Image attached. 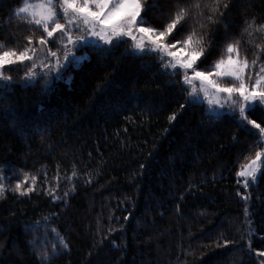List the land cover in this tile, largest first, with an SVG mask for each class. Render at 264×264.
Wrapping results in <instances>:
<instances>
[{
  "label": "trees",
  "instance_id": "1",
  "mask_svg": "<svg viewBox=\"0 0 264 264\" xmlns=\"http://www.w3.org/2000/svg\"><path fill=\"white\" fill-rule=\"evenodd\" d=\"M22 3L0 0L6 47L22 49L27 36L42 34L14 15ZM143 3L145 26L163 29L191 0ZM253 17L264 23V0H228L227 8L222 0L219 12L205 8L203 16L190 9L167 42L195 30L204 40L197 63L211 71L237 39L241 55L253 58L256 49L242 34ZM255 35L261 43L262 34ZM83 50L85 60L48 83L38 75L24 84L27 60L5 66L12 86L0 89V173L14 185L15 172H29L37 186L23 196L9 187L0 198V264H47L37 253L53 244L51 264H259L264 166L247 189L239 183L241 164L258 147V137L238 123L239 113H215L186 99L182 77L130 42ZM248 116L264 125V106Z\"/></svg>",
  "mask_w": 264,
  "mask_h": 264
},
{
  "label": "snow or ice",
  "instance_id": "2",
  "mask_svg": "<svg viewBox=\"0 0 264 264\" xmlns=\"http://www.w3.org/2000/svg\"><path fill=\"white\" fill-rule=\"evenodd\" d=\"M221 4L222 0H211V3L203 5L200 0H191V3L185 6H179L165 27L158 29L145 26L146 21L141 16V10L145 7L143 0H34V2L23 0L22 6L15 10L14 15L21 16L42 34L35 38L33 35L27 36V46L22 49L6 47L4 42L0 41V89L7 91L12 86V76L7 74L6 65L23 63L27 60L31 66L25 65L27 71L24 72L26 78L24 84L31 83L32 79L38 75H43L45 82L48 83L47 78L53 68L62 70V60L68 62L63 65V68L79 63L83 56H77L74 49L89 46L91 40L97 41L92 46L99 50H107L114 42H130L134 51L142 55H157L164 71L170 75L182 77L184 84L191 89L186 99L195 102L193 96L198 94L196 85L199 82V90L209 105L223 107L227 104L228 111L233 115L236 112L239 113L238 123L258 137L255 142L258 146L257 150L253 155L245 158V162L241 164L237 172L239 183L247 189L250 183H255L258 172L264 166V147L259 146L264 144V125L248 116V112L257 104L264 106V59H262L264 57V23H257L256 18L253 17L242 30V34H248L249 43L256 49L252 59H249L247 54L241 55L240 41L237 39L225 45L226 55H222L211 65V71L201 70L197 63V58L204 52V40L195 30L189 32L182 41L167 42L168 34L188 17L190 9H195L198 15L203 16L205 8L215 14L219 12ZM223 7H228V0H223ZM214 19V15L207 16L210 22H214ZM77 32L80 34L75 35L74 33ZM256 33L262 34L261 43H256ZM125 37L130 40L125 41ZM34 39L38 40V44L34 43ZM99 41H103L104 44L100 45ZM50 44L56 45V50L49 47ZM177 45L181 47L177 48ZM183 51H187L188 54L177 55V52ZM38 52L45 55L40 57ZM55 75L59 78V73ZM174 116L175 113L172 114V118ZM247 124L252 125L253 129H247ZM14 175L16 176L15 184L11 185V177L6 172L0 173V198L5 196L6 189L9 187L11 191L21 196L35 191L37 186L35 175L23 170L15 172ZM49 191L55 193L56 188L50 187ZM67 194L65 192L64 195L67 196ZM241 195L247 202L248 195L243 193ZM52 199L58 198L52 195ZM245 215H248L247 207ZM59 240L61 245L67 246L63 237ZM224 243L227 244L228 241L225 240ZM42 247L43 251L37 254L42 261L51 264L57 245L53 244L51 251L45 245ZM256 251L258 257H264V252L260 249ZM259 264H264V258L260 259Z\"/></svg>",
  "mask_w": 264,
  "mask_h": 264
},
{
  "label": "rangeland",
  "instance_id": "3",
  "mask_svg": "<svg viewBox=\"0 0 264 264\" xmlns=\"http://www.w3.org/2000/svg\"><path fill=\"white\" fill-rule=\"evenodd\" d=\"M32 2H34V0H32ZM21 7V6H20ZM138 19H139V17H138ZM61 22H63V21H61ZM75 35H79L80 33H74ZM98 39V38H97ZM96 40L94 39V40H91L90 41V44H89V46L90 45H94V44H96ZM99 44L100 45H103L104 44V42L103 41H99ZM83 48L84 47H80V48H78V49H74V51H75V54L77 55V56H83V59H81L79 62H82L83 60H85V58L87 57V55L85 54V52H84V50H83ZM188 53H187V51H183V52H177V55L178 56H183V55H187ZM45 55V53H42V56H44ZM200 57H198L197 58V60L199 59ZM68 62L67 61H64V60H62L61 61V64H62V70L61 69H55V68H53V70H52V73H50L49 75H48V78L49 77H52V76H56L55 75V73H61L65 68H63V65L64 64H67ZM74 64H77V63H74ZM71 65V64H70ZM69 66V65H68ZM67 66V67H68ZM42 71H44V70H42ZM42 77H44L43 75H42ZM197 90H198V94L197 95H194L193 96V100H195V101H198V102H203V103H206L207 104V106H208V108L210 109V110H212L213 112H215V113H223V112H225V111H228V105L227 104H225V105H223V107H221L220 105H209L208 104V101H207V99H205L204 97H203V93L199 90V82H197ZM189 88V90L191 91V89H190V87H188ZM229 112V111H228Z\"/></svg>",
  "mask_w": 264,
  "mask_h": 264
}]
</instances>
